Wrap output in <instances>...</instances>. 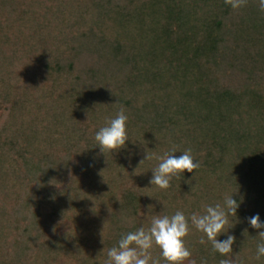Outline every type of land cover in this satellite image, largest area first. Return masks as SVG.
Returning <instances> with one entry per match:
<instances>
[{
    "label": "trees",
    "instance_id": "obj_1",
    "mask_svg": "<svg viewBox=\"0 0 264 264\" xmlns=\"http://www.w3.org/2000/svg\"><path fill=\"white\" fill-rule=\"evenodd\" d=\"M121 109L129 140L103 153L96 132ZM186 149L200 167L151 185ZM226 194L243 197L218 237L233 253L189 222L185 264H264L248 222L264 221L259 0H0V264H107L153 217Z\"/></svg>",
    "mask_w": 264,
    "mask_h": 264
},
{
    "label": "clouds",
    "instance_id": "obj_2",
    "mask_svg": "<svg viewBox=\"0 0 264 264\" xmlns=\"http://www.w3.org/2000/svg\"><path fill=\"white\" fill-rule=\"evenodd\" d=\"M225 2L232 9L238 10L244 6L246 0H225ZM259 6L261 11H264V0H259ZM127 121L128 117L121 109L107 126L96 132L95 139L103 153L106 151L118 152L117 150L125 147L129 140ZM182 153L178 157L173 154H167L166 158L162 157L158 166L152 169L153 176L150 184L167 190L174 177L184 174L185 171L191 173L200 167V163L194 160L191 149H186ZM149 158L147 153L146 159ZM104 170L101 171V175ZM242 202L243 197L237 200L234 198V194H226L223 204L207 206L203 215L192 214L190 217H186L182 211H177L171 217L167 215L155 216L147 230L141 227L135 232H129L122 236L118 246L109 249L107 264H160V259L154 258L150 251L154 245L161 250L166 264H185V261L191 257V251L185 240L190 232V223L206 235L215 251L221 256L230 257V254L233 253L232 246L235 237L228 235L227 239L223 241L218 237L228 233L227 226L230 223V217L237 216ZM248 222L253 228L261 230L258 234L261 242L257 243V258L264 257V221L257 213L249 217ZM201 243H204V240H201ZM220 264H233V261L231 258L223 259Z\"/></svg>",
    "mask_w": 264,
    "mask_h": 264
},
{
    "label": "rangeland",
    "instance_id": "obj_3",
    "mask_svg": "<svg viewBox=\"0 0 264 264\" xmlns=\"http://www.w3.org/2000/svg\"><path fill=\"white\" fill-rule=\"evenodd\" d=\"M187 264H192L191 262H188Z\"/></svg>",
    "mask_w": 264,
    "mask_h": 264
}]
</instances>
